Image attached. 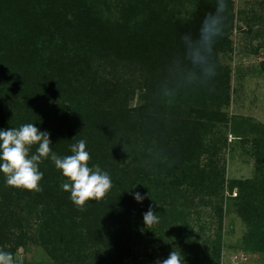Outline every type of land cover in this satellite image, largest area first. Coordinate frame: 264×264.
Returning a JSON list of instances; mask_svg holds the SVG:
<instances>
[{"label": "trees", "instance_id": "obj_1", "mask_svg": "<svg viewBox=\"0 0 264 264\" xmlns=\"http://www.w3.org/2000/svg\"><path fill=\"white\" fill-rule=\"evenodd\" d=\"M225 2L223 33L210 58L216 74L207 80L186 58L182 37L198 36L217 0H0V129L34 123L50 133L60 156L84 139L88 166L99 165L112 181L100 201L80 209L50 158L39 164V192L7 186L0 172V250L15 258L32 241L57 260L63 243L66 264H122L139 259L131 238H145L162 242L163 259L173 243L188 253L184 264L220 262L222 206L215 210L219 232L201 247L190 245L184 224L175 234L167 230V205L177 186L196 191L203 206L223 196L214 165L219 143L202 140L208 124L201 116L207 94L213 93L209 105L228 101L230 71L218 60L230 49L234 26L232 1ZM136 94L142 102L129 106ZM241 198L238 214L263 227L264 207ZM150 205L159 216L151 229L143 221Z\"/></svg>", "mask_w": 264, "mask_h": 264}, {"label": "rangeland", "instance_id": "obj_2", "mask_svg": "<svg viewBox=\"0 0 264 264\" xmlns=\"http://www.w3.org/2000/svg\"><path fill=\"white\" fill-rule=\"evenodd\" d=\"M231 1L234 26L229 37L230 49L218 52V60L230 71L229 87L226 90L223 86L228 92V101L223 103L225 98L222 97L209 105V96L213 93L207 94L204 104L208 108L201 116V121L208 124L202 140L219 143L220 151L214 165L223 177V196L222 199L221 195L218 199L209 198L210 205L203 206L202 197L196 191L187 194L184 187L177 186L169 195L170 228L167 230L175 234L178 226L184 224L190 245L206 246L202 239H214L219 232L215 210L220 205L223 209L222 246L218 264H264V226L261 227L258 221H246L237 212L238 203L243 199L241 196L247 199V205L264 207V0ZM201 92L198 90L193 96ZM141 102V97L136 94L130 99L129 106H138ZM131 241L135 243L139 255L137 262L141 264H156L157 260L166 257L163 249L160 250L163 247L161 241L158 245L145 238H131ZM185 242L186 239L182 244ZM63 246V243L58 245L56 260L45 245L31 241L16 252L15 259L19 264H66L60 251ZM172 247L173 243L169 250H174ZM181 253L185 262L188 253ZM137 262L125 257L122 264Z\"/></svg>", "mask_w": 264, "mask_h": 264}, {"label": "clouds", "instance_id": "obj_3", "mask_svg": "<svg viewBox=\"0 0 264 264\" xmlns=\"http://www.w3.org/2000/svg\"><path fill=\"white\" fill-rule=\"evenodd\" d=\"M227 10L225 0H217L214 13L205 16L201 23L198 36L193 38L185 34L182 37L186 58L194 69H199L208 79L215 76L216 66L210 59L215 39L222 35L224 13ZM36 145L35 153L31 152ZM50 133L41 131L34 123H25L19 127L0 129V172L5 174L7 186L30 191H42L39 181L43 172L39 171V164L43 159L50 158L55 167L62 171L68 182L62 184L65 191L71 193V201L83 209L88 200L100 201L112 187L110 174L99 165L88 166L90 154L86 151V141L80 139L70 145L71 155L60 156L51 148ZM134 198L141 202L144 197L136 192ZM143 221L147 228L159 222V216L154 213L150 205L143 214ZM0 264H18L13 254L0 250ZM156 264H184L181 252L172 250L168 257L157 260Z\"/></svg>", "mask_w": 264, "mask_h": 264}]
</instances>
